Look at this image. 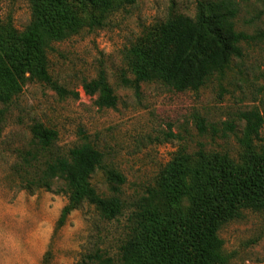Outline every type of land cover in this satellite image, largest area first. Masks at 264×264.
I'll return each instance as SVG.
<instances>
[{
  "label": "rangeland",
  "instance_id": "1",
  "mask_svg": "<svg viewBox=\"0 0 264 264\" xmlns=\"http://www.w3.org/2000/svg\"><path fill=\"white\" fill-rule=\"evenodd\" d=\"M198 1L204 0H137L102 12L68 0L83 22L94 16L101 25H84L50 43L48 72L66 94L26 72L20 93L0 104V264H95L96 255L117 260L145 199L152 196L161 211L166 209L157 184L177 151L192 154L203 148L239 162L244 127L239 113L257 107L264 97V0H236L235 29L251 39L240 44L242 56L233 58L229 69L196 92H176L159 82L139 83L136 89L126 66L124 56L132 45L172 15L193 19ZM8 19L23 31L30 21L27 1L0 0V21ZM100 71L117 99L114 108H98L82 90ZM35 124L57 133L45 150L33 137ZM228 124L233 132L226 130ZM83 142L103 154L102 166L90 178L100 195H112L106 170L124 176L122 211L108 220L83 203L60 223L67 204L64 183L54 180L49 189L37 188L33 179ZM187 208L184 200L176 209ZM219 237L223 264H264V213L245 211L225 224Z\"/></svg>",
  "mask_w": 264,
  "mask_h": 264
},
{
  "label": "trees",
  "instance_id": "2",
  "mask_svg": "<svg viewBox=\"0 0 264 264\" xmlns=\"http://www.w3.org/2000/svg\"><path fill=\"white\" fill-rule=\"evenodd\" d=\"M30 21L21 32L11 20L0 21V104L9 103L20 93L24 74L48 84L57 93L58 86L48 72L47 51L50 43L76 34L84 25H101L92 16L83 22L68 0H25ZM137 0H79L102 12L121 6H132ZM238 14L236 0H204L196 4L192 19L182 14L170 16L149 30L131 46L124 58L137 89L139 83L159 82L176 92L198 91L215 74L229 69L233 58L242 56L240 44L250 36L235 29ZM94 104L114 108L117 99L102 71L82 85ZM75 98L77 93H72ZM2 111H0L1 115ZM244 122L239 162L228 154L206 152L199 148L192 154L177 151L164 168L157 193L165 203L161 211L152 196L132 221L127 239L119 248V258L96 255L95 264H223V242L219 230L240 219L245 211L264 213V97L259 105L239 113ZM1 120V119H0ZM203 132L202 120L199 124ZM226 130L233 132L228 124ZM36 144L49 148L57 133L41 124L32 127ZM103 164V154L88 142L70 149L67 156L47 163L33 179L37 188L49 189L54 180L64 183L67 204L60 223L83 203L106 219L122 211L119 197L124 176L114 169L105 171L111 196L100 195L90 178ZM187 201L186 211L176 208ZM156 204V205H155Z\"/></svg>",
  "mask_w": 264,
  "mask_h": 264
}]
</instances>
